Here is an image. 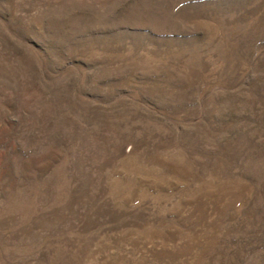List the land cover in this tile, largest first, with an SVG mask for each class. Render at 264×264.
Masks as SVG:
<instances>
[{"label": "rangeland", "instance_id": "obj_1", "mask_svg": "<svg viewBox=\"0 0 264 264\" xmlns=\"http://www.w3.org/2000/svg\"><path fill=\"white\" fill-rule=\"evenodd\" d=\"M0 264H264V0H0Z\"/></svg>", "mask_w": 264, "mask_h": 264}]
</instances>
